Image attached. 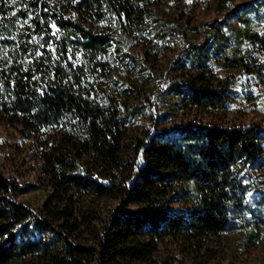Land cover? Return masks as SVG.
Returning <instances> with one entry per match:
<instances>
[{
  "label": "trees",
  "instance_id": "1",
  "mask_svg": "<svg viewBox=\"0 0 264 264\" xmlns=\"http://www.w3.org/2000/svg\"><path fill=\"white\" fill-rule=\"evenodd\" d=\"M123 1L0 0V118L32 129L66 120L93 165L80 176L57 172L61 180L54 181L53 187L64 189L65 185L67 190L73 182V187L99 198L121 199L114 230L102 231L99 246L69 244L67 255L94 253L95 264H159L153 262L159 242L182 238L199 245L243 228L246 215L256 213L250 198L260 191L254 173L262 165L264 135L255 127L193 121L148 134L136 146L137 160L124 162L127 117L113 101L108 100L106 107L97 102L85 73L87 57L97 55L114 39L96 31L94 21L106 19L105 7L118 5V22L130 20L131 9ZM248 36L251 41L257 38ZM201 58L198 53L199 64ZM232 61L244 62L238 57ZM213 81L198 72L184 82L186 101L206 107L225 104L228 84ZM122 173L129 176L123 178ZM21 191L0 175V264L18 260L38 247L37 242L18 244V227L27 219L35 228L52 231L67 242L50 222L14 200ZM175 201L183 205L173 206ZM127 202L136 208L127 210ZM43 211L58 222L70 216L52 204ZM61 228L78 230L68 223ZM54 260L83 264L64 255H54ZM162 264L175 263L165 260Z\"/></svg>",
  "mask_w": 264,
  "mask_h": 264
},
{
  "label": "rangeland",
  "instance_id": "2",
  "mask_svg": "<svg viewBox=\"0 0 264 264\" xmlns=\"http://www.w3.org/2000/svg\"><path fill=\"white\" fill-rule=\"evenodd\" d=\"M126 1L132 12L130 20L118 22V5L115 9L105 7L106 19L94 21L96 31L107 32L114 39L85 61L86 82L97 102L106 107L108 100L113 101L127 117L124 162L137 160L136 146L148 134L193 121L255 127L264 135V0ZM248 34L257 38L251 41ZM198 53H202V67L197 62ZM234 57L244 62L237 65ZM198 72L213 82L228 84L230 94L225 104L206 107L186 101L184 82L193 80ZM68 127L63 119L32 129L0 118V175L22 189L14 197L17 203L50 222L67 241L52 231L35 228L27 219L18 227V244L37 242L38 247L8 264H57L54 255L95 264L94 253L69 256L68 248L79 244L98 247L102 231L114 230L121 199L99 198L89 190L73 187V182L67 190L65 185L64 189L53 187L54 181L61 180L57 172L80 176L93 165L79 135ZM262 160L254 173L260 191L250 198L256 213L246 215L243 228L199 245L182 238L165 239L158 243L153 262L264 264V155ZM128 176L125 173L122 177ZM47 204L68 212L69 218L51 220L43 211ZM172 204L183 205L178 201ZM125 208L134 210L136 206L127 202ZM64 223L74 224L78 230H63Z\"/></svg>",
  "mask_w": 264,
  "mask_h": 264
}]
</instances>
